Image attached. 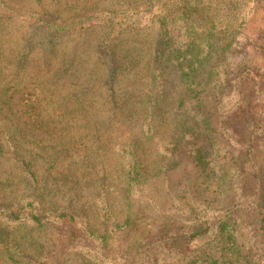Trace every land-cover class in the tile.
<instances>
[{"label": "trees", "instance_id": "obj_1", "mask_svg": "<svg viewBox=\"0 0 264 264\" xmlns=\"http://www.w3.org/2000/svg\"><path fill=\"white\" fill-rule=\"evenodd\" d=\"M14 2L0 0V264H37L26 248L53 238L89 264H264V66L244 58L264 55L244 33L264 0ZM184 160L227 188L226 208L118 250L112 194Z\"/></svg>", "mask_w": 264, "mask_h": 264}, {"label": "rangeland", "instance_id": "obj_2", "mask_svg": "<svg viewBox=\"0 0 264 264\" xmlns=\"http://www.w3.org/2000/svg\"><path fill=\"white\" fill-rule=\"evenodd\" d=\"M14 1L15 6H22L25 9L36 6L33 0ZM89 1L91 0H81L82 5ZM97 1L100 2L101 6L112 7L120 6L119 2L123 0ZM135 2L137 3L139 1ZM140 18L131 19L135 21L142 20V22L139 21L141 31L147 30L148 32L153 30L151 26L148 28V25H150L149 15H142ZM249 18L244 33L252 38L257 48L263 52V9L257 7L251 12ZM84 40H87L89 43L90 40L92 41V37L88 36ZM78 55L86 60L91 59L90 49H81L78 51ZM37 56H39L38 53L33 55L34 60L30 62L29 74L40 71V65L37 64ZM244 58L248 59L256 67L264 66V55H261L256 50H248ZM73 138L65 141L68 147H70V142ZM106 154L108 155L106 165L111 173L110 186L117 182L121 189V185L123 184L121 180L122 176H120L119 169L114 163L115 156L113 151L106 150ZM147 158L150 168H156L159 163L157 150L150 151ZM93 184V182H90L91 186H84L82 192H86L87 190L95 191V185ZM119 190L117 191V196L112 194L111 198V202L115 207V211L113 210V212L119 227L116 228L115 234L111 236L112 240H110L118 247V250L122 248L133 249L143 239L154 236L158 226L166 228L181 227L195 213L200 211L209 209L223 211L231 197L225 186L218 188L214 182L206 180L203 176L197 174V170L187 160H184L179 166L168 171L165 175H161L150 182H145L144 186L136 185L127 197L120 195ZM108 194L111 195L110 192ZM88 215L86 220L88 223H86L93 226L97 222L96 214L88 213ZM46 234L51 236L49 232H46ZM43 239H46V237L43 236ZM53 239L47 243V246L43 250H40L37 245H30L26 248V253L24 254L27 256V259L25 262L29 258L39 256L40 259L37 264H89L78 256L68 252L69 249L63 242L56 238ZM12 255L15 257L18 256V254Z\"/></svg>", "mask_w": 264, "mask_h": 264}]
</instances>
